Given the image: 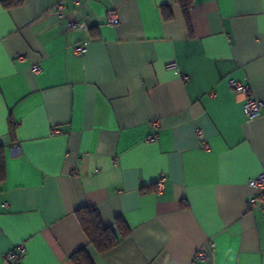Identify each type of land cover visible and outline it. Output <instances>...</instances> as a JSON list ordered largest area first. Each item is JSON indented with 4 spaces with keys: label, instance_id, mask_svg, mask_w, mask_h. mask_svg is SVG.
<instances>
[{
    "label": "crops",
    "instance_id": "0c3cea01",
    "mask_svg": "<svg viewBox=\"0 0 264 264\" xmlns=\"http://www.w3.org/2000/svg\"><path fill=\"white\" fill-rule=\"evenodd\" d=\"M228 78L264 101V0H192L186 16L174 0H0V264L18 244L19 264H75L81 247L93 264H189L206 247L205 264H264L248 183L264 111L246 118ZM89 205L129 229L103 253L75 214Z\"/></svg>",
    "mask_w": 264,
    "mask_h": 264
},
{
    "label": "built area",
    "instance_id": "2783aa9c",
    "mask_svg": "<svg viewBox=\"0 0 264 264\" xmlns=\"http://www.w3.org/2000/svg\"><path fill=\"white\" fill-rule=\"evenodd\" d=\"M57 10L59 12V15H62L63 5L58 4ZM107 21L110 24H114L116 22V18L113 13L107 14ZM65 26L67 29L77 28V27H84L85 24H76L73 21H66ZM72 50L76 55L83 56L87 50V44L85 42L82 43H76L72 45ZM166 67L168 68H174L177 69V62L176 61H170L166 64ZM31 70L33 72H39L41 70V67L38 63L34 64L31 67ZM184 79H186V76L181 75ZM229 86L239 94L244 95V102H243V113L246 118L253 119L261 115L262 111H264V101L256 98L251 93L250 85L247 82L235 79V78H228L227 80ZM214 94V92H211ZM153 123L156 124L157 120H153ZM53 132L57 133L59 132V129L57 127H54ZM196 137L199 140H202L204 137L203 131L201 128L196 129ZM153 139V136H149L148 140ZM203 148H207V145L204 143ZM249 185L252 186L256 190V197L258 200L252 199L249 201V205L253 206L255 204H259L260 207H264V173L259 174L256 177L250 178L248 181ZM158 190L161 188V181L159 180L157 182ZM214 243H211L209 247H213ZM25 255V246L24 244H18L16 246L11 247L8 249L3 259L8 264H19L20 259ZM210 257V253L208 251V248H199L192 261L189 264H205Z\"/></svg>",
    "mask_w": 264,
    "mask_h": 264
},
{
    "label": "trees",
    "instance_id": "16d2710c",
    "mask_svg": "<svg viewBox=\"0 0 264 264\" xmlns=\"http://www.w3.org/2000/svg\"><path fill=\"white\" fill-rule=\"evenodd\" d=\"M179 3L181 9L186 16L189 7L192 5V0H174ZM22 0H1L5 7L18 5ZM163 18L169 19L172 16L168 5L161 7ZM4 176V159L3 152L0 149V179ZM79 224L88 239V244L91 245L96 252L103 253L114 246L125 237L129 229L125 222L117 217L112 225H105L100 216L99 211L94 206H83L75 211ZM71 260L75 264H93L88 252L84 247L76 250L71 256Z\"/></svg>",
    "mask_w": 264,
    "mask_h": 264
}]
</instances>
